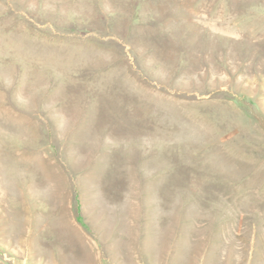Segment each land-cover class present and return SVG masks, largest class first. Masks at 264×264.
<instances>
[{
    "label": "rangeland",
    "instance_id": "obj_1",
    "mask_svg": "<svg viewBox=\"0 0 264 264\" xmlns=\"http://www.w3.org/2000/svg\"><path fill=\"white\" fill-rule=\"evenodd\" d=\"M0 264H264V0H0Z\"/></svg>",
    "mask_w": 264,
    "mask_h": 264
}]
</instances>
